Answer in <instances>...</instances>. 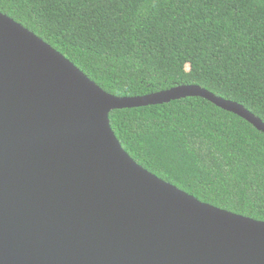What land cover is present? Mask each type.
<instances>
[{
    "label": "water",
    "instance_id": "95a60500",
    "mask_svg": "<svg viewBox=\"0 0 264 264\" xmlns=\"http://www.w3.org/2000/svg\"><path fill=\"white\" fill-rule=\"evenodd\" d=\"M202 98L264 134L242 105L197 85L113 96L0 13V264H264V222L138 165L114 110Z\"/></svg>",
    "mask_w": 264,
    "mask_h": 264
},
{
    "label": "trees",
    "instance_id": "16d2710c",
    "mask_svg": "<svg viewBox=\"0 0 264 264\" xmlns=\"http://www.w3.org/2000/svg\"><path fill=\"white\" fill-rule=\"evenodd\" d=\"M105 92L197 85L264 122V0H0ZM123 150L214 207L264 222V134L202 98L111 111Z\"/></svg>",
    "mask_w": 264,
    "mask_h": 264
}]
</instances>
